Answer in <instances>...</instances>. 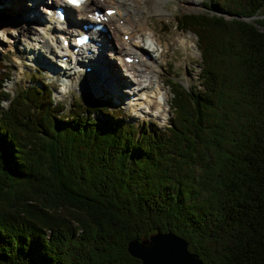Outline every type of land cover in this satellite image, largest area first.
I'll return each instance as SVG.
<instances>
[{
    "label": "trees",
    "instance_id": "1",
    "mask_svg": "<svg viewBox=\"0 0 264 264\" xmlns=\"http://www.w3.org/2000/svg\"><path fill=\"white\" fill-rule=\"evenodd\" d=\"M204 3L175 17L199 74L165 79L163 126L35 74L10 93L0 60V264H141L126 242L156 230L202 264H264V0Z\"/></svg>",
    "mask_w": 264,
    "mask_h": 264
},
{
    "label": "rangeland",
    "instance_id": "2",
    "mask_svg": "<svg viewBox=\"0 0 264 264\" xmlns=\"http://www.w3.org/2000/svg\"><path fill=\"white\" fill-rule=\"evenodd\" d=\"M20 1L25 2L27 0ZM205 1L206 0H166V3H158L163 8V10L161 14H157L153 12V6L156 4V0H145V12L148 17V23L154 28L156 33L162 37L163 45H166L167 42H170V38H176L177 40L183 42V46L177 44H174V47L170 45L169 48H167V46L165 45L163 46L165 51L168 50V52H166L167 54L165 53L166 62H161L159 65L152 69V72L149 73V76L152 80L150 84L154 85L158 81V79L161 80L162 83L165 78L169 76L171 80H178L182 84V86H197V74H199L198 63L200 58L195 44V35L190 31L178 29V27L175 26V17L178 16L179 12L183 11H196L199 13L203 12V4H205ZM10 2L11 0H0V10H4L5 12V18L0 17V26H3V24L7 23H10V25L12 26V28H10L11 30H9L8 32L3 31L0 27V60H2V62L9 68V76L5 80H3L4 90H8L10 93H13V91H16L21 87L30 84V79L32 75L35 74L41 81H43V83H49L52 88V94L54 95L53 98L56 99V101L62 100L68 103L69 101H71V99L76 97L82 101L89 100L91 102H97L99 106L107 105V108L112 110L116 109V107H120L123 109V111H125L124 113L127 116L126 121H131L134 125L147 124V122L149 126L151 123L154 126H162L168 124L169 108L167 107V103L162 105L159 102L160 98L157 97L158 94H153L155 89L152 88V86H149V89L152 92V96H150L151 99H153L152 102L145 101L142 104L143 106L139 103L136 104L135 107L132 103H130L133 101V99H130V102H127L125 100L126 98H124V104L120 101V98H123V96H119V94L123 90L120 86L119 88L122 90H118V95H116L117 97L113 96L111 95V91L105 89V84L101 85L99 83H96L97 77L91 75V73H89V75L79 74L78 77L77 75H74L72 76V79L74 80L76 78L78 83H76L74 87L66 84L64 86L65 79L66 82L68 80L67 75L65 74L66 76L64 77V75L62 74L64 68H59L58 64L53 62V58L50 59L46 57V51H44V48H40L41 46H39L41 38L37 35L36 39L32 40L33 35H24L26 33L24 26L26 25V27H31L28 25H32L34 23L25 21L32 11L30 10L27 13L19 11L20 13H18V10L12 7V4ZM36 5L38 6V4ZM37 6L36 8L38 9H36V13L40 15L43 13V11L41 10L45 8L44 6L51 7L52 5H49V2H46V4L43 3L38 7ZM30 8L35 9L34 6ZM136 12L138 13V10ZM141 38L144 40L142 36ZM144 42L146 43L144 44V46L149 47V44L151 42H146L145 40ZM113 43L115 44L117 42L113 41ZM152 44L157 46L154 42ZM33 45L36 46L31 48ZM36 51L40 53L38 57L40 59H33L31 57ZM54 51L55 48L52 46L51 52ZM149 52L152 53L151 50H149ZM102 58L106 60L111 57L103 52ZM44 60H49L51 63L55 64V66L58 67V73L44 67ZM107 61L113 67L114 71V63L109 60ZM168 63L171 64L170 75L166 71L167 68L169 69ZM82 68L85 69V66ZM115 71L116 73L119 72H117V69ZM157 75H160L158 79ZM125 77L126 76L120 79L122 81H128L127 77L126 79ZM83 82L89 83L92 88L85 90V88L82 87ZM162 90L167 91L166 100H169L168 85H164V87H162ZM118 100L119 102H117ZM137 101L138 100H136V102ZM6 103L7 101L2 102L3 108L5 107Z\"/></svg>",
    "mask_w": 264,
    "mask_h": 264
},
{
    "label": "bare ground",
    "instance_id": "3",
    "mask_svg": "<svg viewBox=\"0 0 264 264\" xmlns=\"http://www.w3.org/2000/svg\"><path fill=\"white\" fill-rule=\"evenodd\" d=\"M46 2H49V5L52 6H44L45 8L41 10L43 11V13L40 15L37 14L36 9L38 8H36V4H38L39 6L43 3L46 4ZM10 3L12 4V7L18 10V13H20L19 11H22L23 13H27L30 10L32 11L25 21L34 23L32 25H28L31 27H26V25L24 26L26 30V33L24 35H33L32 40L36 39V36L38 35V37L41 38L39 44V46H41L40 48H44V51H46L51 57L53 54V52L51 53L52 46L56 49L55 54L63 52L62 55L67 56L66 59L62 61L60 60V57L57 56L59 63H56L58 64V67H64L62 74H66L68 77L67 82L66 79L64 81V86L66 84L74 87L78 82L76 78L73 80L72 76L77 75L78 77L79 74L86 75L90 71L91 75L97 77L96 83H99L101 85L105 84V89L111 91V95L116 96L118 95V90H122L119 88L120 85L124 84V86L126 87L128 85L127 81H122L120 79L125 76V73H121V70L117 68L116 64L118 65L119 63L124 72H127V74L129 75H133L132 78L134 80V84H136L134 87H137L138 82L140 83V85H142L139 89L134 88V90L132 91H127L128 94L134 93L135 95L142 96L141 98L135 96V99L132 103L134 107L139 103L140 105H142L145 101L152 102L153 99H151L150 97L152 96V92L149 89V86H152V88L155 89L153 94H158L157 97L160 98L159 102L162 105L166 103L168 105V99L166 100L167 91L162 90V87H164V85L166 86L165 80L161 83V80L158 79L160 75H157L158 81L154 84L155 86L153 84H150L152 80L149 76V73L152 72V69L159 65L161 62H166L165 53L168 52V50L165 51V49L163 48L165 44L163 45L162 37L158 35L154 28L148 23V17L145 12V0H87L84 3L78 5V7L67 6V12L69 13H67V18L64 17L62 22L57 21L56 17L53 15V9L55 5L63 3L61 0H27L25 2H21L20 0H11ZM158 3H166V0H156V4L153 6V12L161 14L163 8ZM100 5L104 6V8H114V11L109 14L105 22H103V25L105 26V33L101 32V30H96V33H94L95 37L92 42H90V44L87 46L85 45L80 50L81 55L79 58H86H82V60L77 64V67L73 66L72 62L69 61V58L72 55L70 53L69 47L67 48L62 45L63 38H69L71 35L72 29L70 27H73L72 20L74 19L72 13H74L73 11H76L78 13L77 16L79 19L82 17L86 18L88 14H91L92 8L94 6ZM32 6H34L35 9H31L30 7ZM137 10L138 13L136 12ZM0 27L3 31L7 32L11 30L10 28H12L10 23L3 24V26ZM75 31L77 32L80 30L76 27ZM106 33L109 34V37L106 35ZM119 33H121V35L123 33H126L127 40L119 38ZM141 36L146 42L149 41L151 43H156V47L159 49V52H154L153 50H151L152 53L150 54L146 52V49L140 46ZM111 39H113L114 41L116 40L115 42L117 43L115 44V47L114 44L111 43ZM174 44L183 46V42L177 40L176 38H170V42H167L165 46H167V48H169L170 45L174 47ZM35 46L36 45H33L31 48ZM105 48H107L106 51H104ZM84 51L89 52L92 57H87L86 54L83 53ZM103 52L108 54L111 58L104 60L102 58ZM39 54L40 53L37 51L31 57L33 59H40L38 58ZM124 55H128L129 57L133 56L137 59L136 61L132 59L130 63H127L123 59V57H125ZM47 58H49V56ZM107 60L114 63L115 70L117 69V72L119 71L118 73H116L115 70V72L113 71V67L108 63ZM43 62L45 64L44 67L58 73V67L55 66V64L51 63L49 60H44ZM83 66H88L89 71L82 70ZM169 70L170 69L168 68L166 69V71L170 75ZM132 82L133 81H131V84H133ZM82 87L85 88V90L92 88L91 85L87 82H83ZM123 90L119 94V96H123L124 94H126L125 92H123ZM136 100H138L139 102H136Z\"/></svg>",
    "mask_w": 264,
    "mask_h": 264
},
{
    "label": "water",
    "instance_id": "4",
    "mask_svg": "<svg viewBox=\"0 0 264 264\" xmlns=\"http://www.w3.org/2000/svg\"><path fill=\"white\" fill-rule=\"evenodd\" d=\"M126 251L141 264H202L197 253L187 248L186 239L170 230H156L139 240L131 238Z\"/></svg>",
    "mask_w": 264,
    "mask_h": 264
},
{
    "label": "snow or ice",
    "instance_id": "5",
    "mask_svg": "<svg viewBox=\"0 0 264 264\" xmlns=\"http://www.w3.org/2000/svg\"><path fill=\"white\" fill-rule=\"evenodd\" d=\"M82 2V0H68V3L78 5Z\"/></svg>",
    "mask_w": 264,
    "mask_h": 264
}]
</instances>
